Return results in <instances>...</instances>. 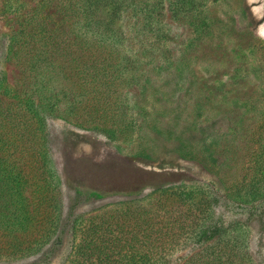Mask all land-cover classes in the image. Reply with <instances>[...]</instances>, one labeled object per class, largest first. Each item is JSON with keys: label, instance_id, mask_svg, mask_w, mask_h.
<instances>
[{"label": "rangeland", "instance_id": "1", "mask_svg": "<svg viewBox=\"0 0 264 264\" xmlns=\"http://www.w3.org/2000/svg\"><path fill=\"white\" fill-rule=\"evenodd\" d=\"M74 5L84 3L0 0V153L25 172L32 211L17 233L27 254L7 244L10 224L1 225L0 264L95 263L90 249L109 237L148 242L157 253L150 264H187L201 249L173 237L196 211L170 193L145 196L182 182L211 183L229 199L264 193L263 169L251 160L264 135V0L182 2L175 19L167 11L149 27L138 18L144 4L119 0L103 10L121 11L118 38L89 28L85 53L74 35L49 61L35 57L39 43L25 42L21 27L30 31L36 14L78 31L65 10ZM100 59L105 78L81 72ZM229 208L223 199L219 209ZM259 228L254 222L252 247L264 257Z\"/></svg>", "mask_w": 264, "mask_h": 264}, {"label": "trees", "instance_id": "2", "mask_svg": "<svg viewBox=\"0 0 264 264\" xmlns=\"http://www.w3.org/2000/svg\"><path fill=\"white\" fill-rule=\"evenodd\" d=\"M133 1L134 4H144L142 7H145L146 11H142L144 14L138 15V18L143 19L144 27H149L152 24L164 22L168 15L167 11L175 19L182 12L179 9L180 3H190L195 0H169L167 5L164 4L165 0ZM82 2L84 5L79 8L75 5L68 8L65 7L68 17L73 14L81 22L77 26L78 31L73 26L68 27V29L65 27H52L46 19L38 20L36 14L33 16V21L29 23L30 25L35 24L30 31H28L27 26L21 27L20 32L28 37L25 42L39 43V46H35L32 52L35 57L49 61L54 53L60 54V45L70 42L69 39L74 35L76 36L74 41L80 43L79 45L85 53L88 50L87 35L89 28H96V30H101L102 32L111 30L114 38H118L122 34V31L114 26L115 21L122 14L121 11L115 7L106 12L103 11L106 7H111L112 4L119 2V0H82ZM149 5L150 7L147 8ZM104 13L106 16H104ZM103 34L105 33H101V35ZM163 34L165 35V33ZM62 36H68L67 40H61ZM93 61L86 63L84 65L85 69L81 72L88 74L92 70L94 72L89 73V78L91 77L95 80L99 75L102 79L105 78L106 75L99 74L95 70L100 65H103V63H99L101 59L97 63ZM33 63H31V72L37 70ZM58 66L60 70H65V67L61 64H58ZM87 76H85L86 79ZM81 79H84V76H81ZM36 84V79H34V83L31 81L32 86ZM31 105L33 107L35 103L31 102ZM1 113L0 111V118ZM34 116L40 120L39 114L34 112ZM10 121L13 122V118H10ZM39 122L42 123L41 121ZM2 141L1 139L0 142ZM255 142L259 145V149L254 153V157L251 160L257 168L263 169L261 174L264 176V135L260 136ZM39 156L43 159V153H40ZM45 156L48 158V160L45 159V161H48V165H46L44 175L47 180L53 182L55 167L48 153H45ZM10 158L11 156L6 157L0 153V228L2 224L7 222L10 224V227L5 229L8 231L7 235L13 237V239L7 244L11 248L20 249L18 248L20 236L17 233L19 228H29L28 221L32 219V211L24 190L27 176ZM60 181L58 182L60 183ZM56 185L58 186L59 184L57 183ZM261 191L259 189L252 193L251 196L253 198L229 199L227 195L215 189L211 183L189 185L182 182L180 184L161 186L148 193L145 198H149L157 192L170 193L179 201L190 204V208L196 211L193 219L187 214L183 215L184 218L179 225V233L173 237L177 244H192L194 248L201 249V252H197L192 257L193 260L187 264H264V257H257L252 247L254 222L260 225L261 240L264 234V193ZM78 194L80 193L78 192ZM199 195L200 197H198ZM90 197L95 199L103 198L98 193H92ZM223 199L229 204V212L219 209ZM2 230L0 229V231ZM134 240L132 239V242L125 240L123 246H120L121 241L119 242L120 244H116L110 237L108 240H99L100 242L95 243L94 247L90 249L98 261L92 263L89 258H86L85 262L87 264H115L112 260L113 253H116L117 257H119L117 264H150L151 259L157 254L154 247L149 248L148 242H143L142 246L138 240ZM144 247L149 250L144 252L142 250ZM20 251L23 254L28 253L22 248ZM89 255L87 256L89 257Z\"/></svg>", "mask_w": 264, "mask_h": 264}]
</instances>
